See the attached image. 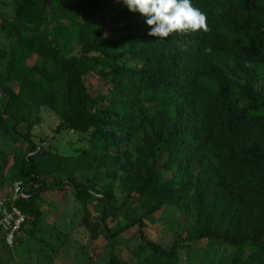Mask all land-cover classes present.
<instances>
[{
	"label": "trees",
	"instance_id": "trees-1",
	"mask_svg": "<svg viewBox=\"0 0 264 264\" xmlns=\"http://www.w3.org/2000/svg\"><path fill=\"white\" fill-rule=\"evenodd\" d=\"M14 3V17L0 23L12 37L0 48V139L11 147L1 165L10 156L28 188L15 202L26 214L24 237L42 218L40 195L70 184L86 214L90 200L101 206L109 264H178V249L202 239L233 247L224 264H264V95L249 81L264 67V0H192L210 31L165 39L149 36L146 17L122 0H49V13L43 0ZM104 24L122 32L109 36ZM90 73L106 82L105 93L88 90ZM40 107L58 116L55 130L99 141L94 180L38 183L42 151L30 130ZM167 205L191 213L165 247L147 237L144 218ZM132 226L135 242L122 260L113 238Z\"/></svg>",
	"mask_w": 264,
	"mask_h": 264
},
{
	"label": "rangeland",
	"instance_id": "rangeland-1",
	"mask_svg": "<svg viewBox=\"0 0 264 264\" xmlns=\"http://www.w3.org/2000/svg\"><path fill=\"white\" fill-rule=\"evenodd\" d=\"M67 1L73 4L75 0ZM45 3H47L49 13L51 5L47 0ZM3 9L0 19L10 15L11 6L8 4ZM107 26L104 24V33L109 36H117L122 32L119 26ZM11 39L12 37L8 36L5 30H0V48H6ZM34 60L36 59H29L28 62L31 63ZM5 61V59H0V72L5 66ZM263 70L264 67H260L259 78H250L249 81L257 91L264 95V84L261 81ZM84 82L92 94H103L107 91L106 82L93 73L88 74ZM38 113L40 122L32 129L33 135L30 137L36 144V149L39 148L42 151L36 161L39 171L44 176L40 177L38 183L59 182L69 175L79 180L85 178L94 180L92 158L94 154H98L96 146L99 141L92 139L89 131L55 130L59 118L46 107H40ZM17 130L23 131L22 125L18 126ZM18 144L15 146L16 152L20 148ZM7 148H9L8 151L11 150L10 143L0 139V153L7 154ZM81 152H84L83 156L77 157ZM3 157L6 156L3 154L0 156V171L4 167L1 165ZM15 172L14 169L11 172V181L17 177ZM101 183L100 179L96 185L94 184L96 190ZM115 196L116 198L124 197L117 190ZM131 203L127 205L128 208L134 207V203ZM38 204L42 209V218L36 223L28 239L24 237L27 225L17 232L11 245L4 243L0 232V264H109L110 248L106 244L105 232L99 221L101 209L99 203L95 200L86 203L85 207L88 211L86 214L81 207V202L74 198L72 187L69 184L64 188V194L62 190L41 194ZM57 212L59 214L56 215ZM137 213L136 210L130 211L128 216L137 215ZM190 213V208L181 211L167 205L158 215L146 216L144 221L147 237L162 246H168L173 239L178 238L180 231L188 224ZM80 220L81 223H79ZM117 220L120 224L124 223L122 216ZM106 223L109 227L115 226V222L109 219ZM136 231L137 227L132 226L113 238L115 251L120 259L125 260L129 257L127 247L134 244ZM232 251L231 246L202 239L187 249H178V264H197L200 261H205V264H224ZM128 262L129 264L135 263L132 259Z\"/></svg>",
	"mask_w": 264,
	"mask_h": 264
},
{
	"label": "clouds",
	"instance_id": "clouds-1",
	"mask_svg": "<svg viewBox=\"0 0 264 264\" xmlns=\"http://www.w3.org/2000/svg\"><path fill=\"white\" fill-rule=\"evenodd\" d=\"M133 13L146 17L150 26L149 36L160 39L173 34L184 35L196 31H210L207 14L193 5L192 0H122ZM181 50L187 49V43L179 39L175 41ZM210 52L211 49H205Z\"/></svg>",
	"mask_w": 264,
	"mask_h": 264
},
{
	"label": "built area",
	"instance_id": "built-area-1",
	"mask_svg": "<svg viewBox=\"0 0 264 264\" xmlns=\"http://www.w3.org/2000/svg\"><path fill=\"white\" fill-rule=\"evenodd\" d=\"M27 189L23 180L16 178L11 181L8 193L0 195V232L7 245L13 243L26 219V214L15 202L28 197Z\"/></svg>",
	"mask_w": 264,
	"mask_h": 264
},
{
	"label": "crops",
	"instance_id": "crops-1",
	"mask_svg": "<svg viewBox=\"0 0 264 264\" xmlns=\"http://www.w3.org/2000/svg\"><path fill=\"white\" fill-rule=\"evenodd\" d=\"M39 115V113H38ZM40 122V120H39ZM38 122V123H39ZM37 123V124H38ZM19 127H21V125H18ZM35 125L32 126L31 130H30V134L31 136L33 135V132L32 129L34 128ZM23 127V125H22ZM24 130V128H23ZM8 149L7 148V152H8ZM4 161V160H3ZM10 162H11V157L9 156V158L6 160L5 164L3 165L4 167H2V170L0 171V195H4V194H7L8 191H9V186H10V183H11V172L12 170H16L13 166L10 165ZM3 163V162H1ZM42 211V209H40ZM59 214L58 212L56 213V215ZM79 223H81V220L79 221ZM63 240L65 241V238H63Z\"/></svg>",
	"mask_w": 264,
	"mask_h": 264
},
{
	"label": "flooded vegetation",
	"instance_id": "flooded-vegetation-1",
	"mask_svg": "<svg viewBox=\"0 0 264 264\" xmlns=\"http://www.w3.org/2000/svg\"><path fill=\"white\" fill-rule=\"evenodd\" d=\"M8 4L11 6L10 15H8L4 18H1L0 23H2L4 20L9 21L14 17V15H13L14 9H15L14 0H0V15L3 14L2 10H4L3 8ZM46 10H47V3H46Z\"/></svg>",
	"mask_w": 264,
	"mask_h": 264
},
{
	"label": "water",
	"instance_id": "water-1",
	"mask_svg": "<svg viewBox=\"0 0 264 264\" xmlns=\"http://www.w3.org/2000/svg\"><path fill=\"white\" fill-rule=\"evenodd\" d=\"M44 2H45V0H43ZM47 1H49V0H47ZM1 90V89H0Z\"/></svg>",
	"mask_w": 264,
	"mask_h": 264
}]
</instances>
